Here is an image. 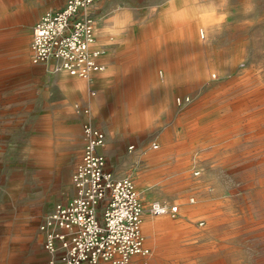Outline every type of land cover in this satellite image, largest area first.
Wrapping results in <instances>:
<instances>
[{
	"label": "rangeland",
	"instance_id": "374dc122",
	"mask_svg": "<svg viewBox=\"0 0 264 264\" xmlns=\"http://www.w3.org/2000/svg\"><path fill=\"white\" fill-rule=\"evenodd\" d=\"M167 1L92 3L86 11L104 26L126 10L133 39L125 42L111 33L95 45V34L92 46L103 51L100 58L111 56V65L104 62L105 70L92 79L65 71L64 79H58L44 67L42 111L23 115L38 121L25 127L0 123V264H42L46 257L40 226L56 203L74 194L72 173L81 158L86 117L82 107L89 108L87 118L106 134L103 150L114 177H130L145 207L152 200L179 205L175 215H152L148 227L142 223L149 252L132 255L126 264H264V0H252L255 7L248 14V0H229L226 6L221 0H201L214 1L213 13L225 19L218 31H211L213 46L226 48L228 58L232 47L241 49V55L235 66L200 83L180 81L192 79L182 73L191 64L186 58L199 52L197 46L174 40L176 56L167 59L162 9ZM64 2L0 0L2 89L16 62L34 64L33 23ZM154 37L160 42L135 65L142 43ZM171 64L179 91L174 98L181 104L161 108L156 103L167 90ZM152 70L159 88L151 91L146 105L155 106L148 109L139 104L134 81ZM140 188L152 197L146 201Z\"/></svg>",
	"mask_w": 264,
	"mask_h": 264
},
{
	"label": "built area",
	"instance_id": "2783aa9c",
	"mask_svg": "<svg viewBox=\"0 0 264 264\" xmlns=\"http://www.w3.org/2000/svg\"><path fill=\"white\" fill-rule=\"evenodd\" d=\"M97 0H65L42 14L31 27V62L50 73L92 79L105 70L103 51L92 46L95 20L86 11ZM96 91L90 90L94 95ZM81 122L82 154L72 173L73 196L58 202L41 223L42 264H126L135 254H146L142 214L175 215L176 203L152 200L146 207L130 177H114L100 148L106 134L87 118Z\"/></svg>",
	"mask_w": 264,
	"mask_h": 264
},
{
	"label": "bare ground",
	"instance_id": "6f19581e",
	"mask_svg": "<svg viewBox=\"0 0 264 264\" xmlns=\"http://www.w3.org/2000/svg\"><path fill=\"white\" fill-rule=\"evenodd\" d=\"M212 4H215V2L201 1V0H168L167 4L162 8V9H166L167 38L165 39L167 41V59H172L176 56V48L174 45L175 43L174 40H176L179 43H181L182 41H187L189 42V44L197 46L200 49L198 53H192L186 58L191 64L189 69L183 72L182 74L184 76L188 74L192 76V79L186 80L182 78L183 80L180 81L183 83L184 82L200 83V82L210 81L216 77L220 69L228 65L230 67L235 66L240 58L241 49L237 50L238 47L231 48L232 52L230 53V58H228L229 52L226 48L224 47L216 48L213 46L212 44L213 36L211 31L213 29H216V31H218L221 25L225 23L224 22L225 19L223 18L222 14H216L213 12L205 11L209 7V5ZM129 23H130V19L127 11L121 10L114 14L113 24L111 26H104L102 25L103 22L102 24L101 23L95 24L94 35L97 34V41L95 42V45L104 43L105 36L111 33L115 34L118 39L119 37H121L120 39H122L125 42L131 41L133 39V36L129 35L127 30L133 28L129 25ZM159 31L160 30H156L155 32L159 33ZM158 42H160V38H155V37L154 39H151L147 42H143L142 44L144 51L142 52L139 59L136 60V62H134L135 65L142 63L144 61L145 56L149 57L150 50H153L154 48L153 46H155L156 43ZM197 60H200V62H197ZM153 70L148 74L147 73L143 74L142 78L138 79L137 81H134L135 87L139 92L138 95L139 104L144 103L146 105V103H149L150 100L149 97L151 91L156 88H159V84H157L155 78V72ZM174 73H176V70H174V67L171 64L169 68L167 67V90L162 95V97H160L159 101H157L156 103V105L160 106L161 108L162 107L177 108L181 104L180 100L176 102L174 98L176 95L179 94V91L174 84L175 81H177L174 77L175 75ZM128 82H129L128 86L130 85L131 87L133 85L132 80H128ZM256 95H258L257 92ZM129 103H131L130 100ZM146 106L148 109H151L155 106V104L153 105L148 104ZM71 132H73V130H71ZM64 142H67V140H65ZM152 147H157V145H153ZM140 192L143 193V196L146 200H149L152 197V195L146 189L140 188ZM142 217L143 218L148 217V214H142Z\"/></svg>",
	"mask_w": 264,
	"mask_h": 264
},
{
	"label": "crops",
	"instance_id": "0c3cea01",
	"mask_svg": "<svg viewBox=\"0 0 264 264\" xmlns=\"http://www.w3.org/2000/svg\"><path fill=\"white\" fill-rule=\"evenodd\" d=\"M100 60L107 62L108 65L112 64L111 56L106 59L100 58ZM44 67L46 68L43 64H30L27 60L16 62L11 67L10 72L6 75L7 89H2V84H0V115L4 116L0 117V123L8 127L22 124L25 127L38 121V117L30 119L24 118L23 115L42 111L38 108L44 105V93L41 88ZM53 76L64 79V71H59ZM33 107L35 110L30 112L29 109ZM96 122L100 125L104 124L102 119H98ZM100 150L106 156L103 147ZM143 214H148V212H143ZM153 217L150 214L148 217H142L143 225L148 227L149 219H153Z\"/></svg>",
	"mask_w": 264,
	"mask_h": 264
},
{
	"label": "clouds",
	"instance_id": "9594fccd",
	"mask_svg": "<svg viewBox=\"0 0 264 264\" xmlns=\"http://www.w3.org/2000/svg\"><path fill=\"white\" fill-rule=\"evenodd\" d=\"M229 0H221L222 5H227ZM255 5L252 3V0H248V2L245 4V14L251 13L254 9ZM216 10V5L212 4L209 5V7L205 10L207 12H214Z\"/></svg>",
	"mask_w": 264,
	"mask_h": 264
}]
</instances>
